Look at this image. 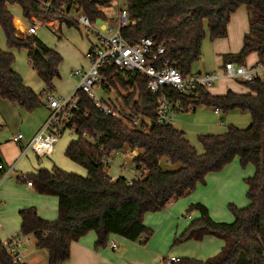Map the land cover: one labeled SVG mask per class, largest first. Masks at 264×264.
<instances>
[{
  "label": "trees",
  "instance_id": "trees-1",
  "mask_svg": "<svg viewBox=\"0 0 264 264\" xmlns=\"http://www.w3.org/2000/svg\"><path fill=\"white\" fill-rule=\"evenodd\" d=\"M46 3L50 8H46ZM109 3L110 0H0V28L10 49L27 50L31 66L50 91L60 77L62 56L35 35H18L12 6L20 5L24 17L32 22L57 19L78 27L74 18L60 11L62 5L68 12L86 14L94 23L106 18L101 8ZM243 5L248 11L249 31L244 35L241 51L226 55L225 61L244 64L248 55L256 52L259 63L264 65V0H126L130 17L137 22L123 28L122 34L129 44L144 37L164 44L166 53L161 60L172 61L188 76L202 57L205 39L227 37L231 17ZM15 59L12 51L0 47V97L32 110L42 103L41 94L25 84L13 67ZM155 64L161 66L159 62ZM100 75L104 79L102 86L125 92L123 104L131 108V116L105 114L78 90V107L70 110L69 121L76 135L65 154L83 166L87 175L67 172L57 165L27 175L38 193L58 197L59 215L48 220L34 206L23 208L19 211V235L35 238L36 247L47 251V264H63L70 259L72 243L91 231L97 235L96 249L106 248L114 235L130 241L145 238L146 243L153 235L144 223L146 213L161 211L172 201L185 197L198 184H204L209 173L222 171L239 158L241 167L252 164L255 168L253 176L245 178L247 206L230 203L235 219L220 222L213 219L205 204L193 203L186 215L198 212L199 216L175 238V244H180L213 235L223 240L221 251L207 259L184 257L172 264H264V80H239L249 89L244 93L229 90L224 95H213L200 85L189 94L174 93L185 104H193V110L205 105L225 114L234 110L248 112L252 117L248 127L228 125L224 133L200 135L199 151L184 131L173 124L156 122L157 99L148 89L146 74L138 72L125 80L114 62L108 61ZM142 114L144 121L139 130L136 120ZM126 148L131 153L137 151L132 161L139 177L132 184L124 175L113 179L110 166L103 162L108 154ZM164 158L181 166L167 170L162 165ZM0 264L25 263L15 261L0 239Z\"/></svg>",
  "mask_w": 264,
  "mask_h": 264
},
{
  "label": "rangeland",
  "instance_id": "rangeland-1",
  "mask_svg": "<svg viewBox=\"0 0 264 264\" xmlns=\"http://www.w3.org/2000/svg\"><path fill=\"white\" fill-rule=\"evenodd\" d=\"M121 4L124 5L125 0H121ZM109 6H111L110 3L108 6H103V7H109ZM12 12L16 18L22 20L25 29L28 31V29L32 26V21L24 17L21 6L17 4L13 5ZM72 13L75 18H78L80 16V13H74V12ZM95 24L99 29H103L101 26H103L102 24H104V22L101 19L96 20ZM234 24H236V22ZM61 32H62L61 33L62 38L58 39V37L55 35L54 29L49 25L45 24L39 26L36 34L45 43H47L49 46L53 47L57 51H59L58 49L59 47L62 51L59 52L63 56V61L60 66L61 78L58 79L56 83H54L56 84V88L54 90L49 91L46 89V91H44V93L41 94V99L43 104L46 103L47 93L49 94L54 93L59 98H61V96L69 97L75 92L76 88L78 87L79 78L72 76L71 72L72 70H76L79 67L77 66L78 55H77L76 47L80 48L81 50L82 49L84 50V47L80 46L79 44L81 38L86 39L87 40L86 42H89L90 46L92 42L94 44L98 43L95 37L96 36L95 33L94 34L90 33V35H87L89 32H87V30L82 25H79L78 27L76 26L68 27L66 24H63ZM232 37L234 42H236L238 36L234 32H232ZM218 39H222V38H218ZM215 40H211L209 36L205 39L202 47V57L206 52V44H212L213 41ZM0 46L5 50H10L14 53L16 58L15 59L16 67L19 66L21 72L24 73L23 76L25 77V80L30 84V86L33 87L36 91L41 92L44 89V83L42 79L39 77L38 73L31 66L30 61L28 59L27 50L25 48L10 49L7 44L5 33L1 28H0ZM222 49H223L222 44H218V50L220 52L217 53L218 60L217 59L216 60L218 66L219 64L221 65L220 68L218 67L219 71L223 70L222 66L225 63L224 59L225 56L228 55L226 54L224 56L223 52H221ZM255 58L256 57H253V60ZM203 59L201 58L199 61L193 64L192 71H196L198 69L203 68L202 65ZM245 62H246V66L249 67L251 65L250 57L249 58L247 57ZM227 84L228 85L233 84L234 87L227 86ZM224 87L226 89V93L228 89H232V88L238 90H243V89L246 91L248 90V87L244 83L232 78H224L219 82H217L216 84H214L213 86L207 88V90L213 95H220V94H215L213 92L217 91L218 88L222 89ZM97 92L108 103H109V99L115 100L117 98L119 99L120 104H122V95L125 94V92L123 91H121L122 93L121 95H119L118 92H105L102 86L97 87ZM2 100L3 99L0 98V141H6L8 139H11L14 134L20 131V129L23 131H25L27 128L31 129L32 128L31 126L30 127L27 126L28 124L30 125L35 124L36 114L34 113L35 115L33 116L27 115L29 114L28 113L29 111H27L26 109L20 108L15 103L8 102L6 100L2 101ZM196 108L198 110H208V111H213V108L215 109V107H208L205 105H199ZM36 110H40L42 114L46 112L45 108L43 107H40ZM47 111H49L47 114L49 117L50 110ZM196 113L193 112L192 110L187 112H181L177 116L174 126H178L181 122H183L187 126H189L191 130L195 131V136L193 137L192 143L196 145V147L199 150H202V145L198 137L199 135H201L203 129L197 127L196 125L197 120L194 117ZM230 113H243V112H241L240 110H234L231 111ZM210 116L212 118V115ZM223 118L225 119V123L224 126H222V128L224 127V129H227V126L229 125L228 122H226L227 114L223 113ZM146 121L148 124H150L149 120ZM214 128L215 131H217L216 133L218 134L224 133L223 131H225L222 130L221 128L219 129H217L216 127ZM74 138L75 135L71 134L69 131L65 132L63 136H61V139L57 144V149L55 154L52 157L43 158L44 159L43 161L47 162V165H49L50 167L49 169H51L54 164L64 169L62 166H60V164H62L63 166L76 169L80 172H83V174H86V169L83 166L72 161L65 154L68 144ZM124 154L129 155V153L120 152L119 154H113L111 156L112 161L110 163V169H109V173L111 174V176L114 175L115 176L118 175L117 177H119L120 175H125L126 177L135 176V166L132 161L133 157L124 156ZM30 159L33 160V157H30ZM31 160L27 159L23 163H21L20 166H18L19 169L18 173L20 175H22V173L26 175L27 173H32L33 171H35L34 169H36L39 163L36 164L35 161H31ZM35 160L37 161L38 158H36ZM122 165H124V168ZM162 165L167 170H175L181 166L180 164H175V165L170 164L167 161V158H164L162 160ZM42 167L45 168L44 166ZM68 171L71 172L72 170H68ZM2 180L5 181L2 182ZM29 194H30L29 188L27 187L26 180L22 181L16 176V174L13 175L12 177L8 176L6 178H4V174H0V238L2 240H5L7 237H9L8 233H10V235H16L20 232L19 209L23 207L20 205H23L24 201L27 199ZM245 196H246L245 199L247 201L248 200L247 192L245 193ZM247 203L248 201L246 202V205ZM229 204L230 202H226L225 204H223L222 207L209 208L211 216L216 221L232 222L235 219V216L233 212L230 210ZM189 206H186V208L181 214H176L178 211L177 212L175 211L173 213L175 215V218L165 221L163 224H162L163 221L162 220L161 222H159V224L155 226L154 225L150 226L153 229V235L148 239L146 243L144 242L143 238L138 241L128 240L127 242L129 245L128 247H125L120 237L112 236L111 239L114 238L119 243L120 246L118 249L113 250L108 245L105 248V250H109V252L112 253H118L117 255H113L114 256L113 258L114 261L120 264L123 262L127 264H166L165 258L172 256L179 258L190 257L196 259H207L211 256H214L215 254H211L210 256H208V254L211 253L210 252L211 246L208 243L209 239H206L204 241L190 240L184 243L175 244L176 235L181 234L186 229L187 225H189L194 218H197L199 216L198 212L197 213L193 212V214L192 213L189 214L191 215V218L188 217L186 214ZM166 208L162 209V211H165ZM162 211L149 212L148 214H150L151 216H157L158 214H161L160 212ZM30 238L32 241L24 239L25 244L27 242L26 244L27 248H31L32 246L31 243L36 242L33 236H31ZM124 240L127 239L124 238ZM214 240L218 241V239H214ZM39 258H41L40 260V262H42L41 264H44V261H42L43 258L41 256Z\"/></svg>",
  "mask_w": 264,
  "mask_h": 264
},
{
  "label": "crops",
  "instance_id": "crops-1",
  "mask_svg": "<svg viewBox=\"0 0 264 264\" xmlns=\"http://www.w3.org/2000/svg\"><path fill=\"white\" fill-rule=\"evenodd\" d=\"M112 1L113 0H110L111 6H109L107 8L106 7L101 8V10L106 14V18H103V19L99 18L104 22V24H102L103 26H101L103 29L106 28L107 26H114L116 24V17H115L116 15L115 14L118 10V5H114V3ZM118 1L120 2V6H123L121 4V0H118ZM124 5H126V0H125ZM235 22H236V24H234ZM14 23H15V26L17 28L18 35H21L24 37H26L27 35L29 36V34H28L27 30L25 29L21 19L16 18L14 16ZM63 24H66V23H61L59 20H53L52 21V25L57 27V31L56 30H54V31H55V35L58 37V39L62 38V34H61L62 32L61 31H62ZM94 26H96L95 22H94ZM68 27H70V26H68ZM37 31H38V29L36 30V33L34 34L35 36H37L36 35ZM248 31H249L248 11H247L246 6L243 5L231 17V21L228 25V36L225 38H222V39H216L215 41H213L212 44H206V52L203 55L204 59H203V57H201L203 59V62L201 60L203 68L198 69L196 71H193V73L217 72L219 74H222L223 70H221L222 72L218 70V67L220 68L221 65L219 64V66H218V63H217V60H218L217 59V57H218L217 53L220 52L218 50V44H222L223 49L221 52H223L224 56L226 54L238 53L242 49L244 35ZM87 32H89L87 35H90V33L94 34L93 31L90 32L87 30ZM232 32H234L238 36V39L236 40V42H234V40H233ZM95 37L97 39V36H95ZM39 39H41V38H39ZM86 41H87L86 39L81 38V41L79 42L80 46L84 47V50L83 49L81 50L80 48L76 47L77 48V55H78V60H77V66H79L78 68H87L88 67L89 64L87 61V53L95 45L92 42L91 46H90L89 42H86ZM97 41H98V39H97ZM42 42H44V41L42 40ZM45 44L47 46H49L47 43H45ZM49 47H51V46H49ZM51 48H53V47H51ZM58 49H59V51H61V49L59 47H58ZM59 51H57V52H59ZM59 54L61 55L60 52H59ZM249 57H250V62H251V65L249 67H253V66L260 64L259 63V56L256 52H253L252 54H250L248 56V58ZM253 57H256V58L253 60ZM62 61H63V56H62ZM228 62H235V61H228ZM225 63H226V61H225ZM235 63L239 64L237 62H235ZM244 65L246 66V62ZM223 66H222V69H223ZM13 67L23 77L25 84L28 85L29 87H31L30 84L25 80V77L23 76L24 73L21 72V70L19 69V66L16 67V65L14 63ZM73 71L74 70H72V72ZM72 72H71V75H72ZM74 77H76V76H74ZM60 78H61V72H60V77L57 78L56 81ZM224 78H226V77H222L220 80H222ZM56 81L54 83H56ZM227 86L234 87L233 84H229V85L227 84ZM227 86H225V87H227ZM102 87L104 88L105 92H118L119 95L122 94L117 89H115L114 87H110V88L105 87V86H102ZM225 87L222 89L218 88V90L213 92V93L224 95L226 93ZM31 88L38 94H43L44 91H46L45 83H44V89L41 92L36 91L33 87H31ZM55 88H56V84L54 85V89ZM111 89H113V90H111ZM229 90H232V91L238 92V93H244V92L249 91V89L246 91L244 89L238 90V89H233V88L228 89V91ZM48 94L49 93H47V96H48ZM50 94L56 96L54 93H50ZM124 95H122V104H123V96ZM61 97H63V96H61ZM1 99H3V98H1ZM4 100L5 99H3L2 101H4ZM6 101H8V100H6ZM8 102H10V101H8ZM109 104H111L112 106H115V107H120V108L122 107L123 109H125V107L127 108V106H125L124 104L122 106V104H120L119 99H117V98L115 100L109 99ZM40 107L45 108L46 112L42 114L40 112V110H36ZM47 110H50L49 114H51L52 110L48 106V100H46V103L43 104V102H42L38 107H36L32 110H27V111H29L28 112L29 114H27V115L33 116L36 114L35 115V124H33V125L28 124V126H27V127L31 126L32 128L31 129L27 128L25 131L20 129V131H18L16 134H14L11 139H8L6 141H0V162H3L6 166V168L15 167V170L13 172H10L9 177H12L13 175L16 174V176L19 179L24 181L22 178L24 176V173H22V175H20L18 173V171H19L18 166H20L21 163H23L27 159L31 160L30 157H33V160H31V161H35L36 164H38V163L39 164L37 165L36 169H34L35 171H33L32 173H27L26 176L29 174L36 173L39 169L43 168L42 166L45 167L44 169L50 168L49 165H47V162L43 161L44 160L43 158H39L32 153H27L26 155L23 156L21 153V150H22V146L24 145V143L18 142L15 139L17 134L22 133L25 137V139H24L25 142H28L47 122V120L49 118L47 115L49 111H47ZM193 112H195V113L197 112L194 116L195 119L197 120V123H196L197 127L203 129V131L201 132V135H203V134H218V133H216L217 131H215L214 127H216L217 129L221 128L222 130H225V131L227 130V129H224V127L222 128V126H224V123H225V119L223 118V113H220V114L216 113L214 108H213V111L198 110L196 108L195 110H193ZM210 115H212V118ZM217 118H218V121H217ZM226 122H228L229 125H234V126H237L240 128H245L251 124L252 117H251L250 113H248V112L228 113ZM175 127L184 131L187 138L190 140V142L191 143L193 142V137L195 136V131L191 130L189 128V126H187L183 122H181L178 126H175ZM225 131H223V132H225ZM194 146L196 147V145H194ZM56 149H57V145H56L54 153L51 156H46V157H48V158L52 157L55 154ZM199 151H201V150H199ZM122 152L129 153V155L124 154V156H130V157L135 156L137 153V151H134L133 153H131V152H129V149L122 150ZM36 158H38L37 161L35 160ZM54 165H56V164H54ZM60 166H62L64 168L63 170H65L67 172H70L68 170H72L71 171L72 173H76V174H79L81 176L87 175V170H86V174H83V172H80V171L73 169V168H70V167L63 166L62 164H60ZM122 166L124 168V165H122ZM254 171H255V168L251 164L248 165L246 168L241 167L240 162H239V158H236L231 164L226 166L222 171L209 173L206 176V182L204 184H198L196 189L192 193H190L189 195L172 201L168 205V207L166 208L165 211L161 210L162 211V212H160L161 214H158L157 216H151L150 214L146 213V215L144 216V223L146 224V226H148L150 229H152L150 226H153V225L155 226V225L159 224V222H161L162 220H163L162 221V224H163L165 221H168V220H171L172 218H175V215L173 214L175 211L176 212L178 211L176 214H181L184 211V209L186 208V206H189V205L196 203V202H201V203L203 202V204H206L207 207L209 206L208 208L222 207L223 204H225L226 202H230L233 204L236 203L237 205L236 204L235 205L237 207H240V206L245 207L246 202L248 201V200L246 201V199H245V197H246L245 193L247 192V184L245 183V178L253 176ZM123 172H124V170H123ZM0 174H4V171L1 170ZM117 176L118 175H116V176L114 175L111 177L113 179H116V178H118ZM138 177H139V174L137 172H135V176H127V178L131 179V180L137 179ZM3 181H5V180H2V182ZM27 187L29 188L30 194L27 197V199L24 201L23 205H20V206H23V207H21V209L26 208V207H30V206H34V207H36V209H37V211L41 217L48 219V220H55L57 215H59L58 197L52 196V195L40 194L35 190V188L33 186L30 187L28 184H27ZM248 203H249V201H248ZM21 209H19V211ZM209 211H210V209H209ZM194 213H197V212H194ZM188 217L191 218V215H188ZM21 222L22 221L20 218V228H21ZM187 227H188V225H187ZM19 234H20V232L16 235H10V233H8L9 237H7L6 239L11 238V237H15L20 241L19 249L24 256V258L22 259V262L25 264H39V262L41 260V258H39V257L41 256L43 258L42 261H44V264H47L48 263L47 251L44 249H38L36 247V242L31 243L32 244L31 248H27L26 247L27 242L25 244L24 239L32 241L30 238L32 235L24 236V235H19ZM179 235H176V237ZM114 236H116V235H114ZM116 237H120L124 246L128 247V245H129L127 242L128 239L124 240V238L121 236H116ZM96 239H97L96 233L91 231L88 234H86L85 236H83L79 241L73 242L72 246H71V257H70V259L65 261L63 264H120V263H117L116 261H114V258H113L114 257L113 255H117L118 253L109 252V250H105V248H100V249L95 248ZM116 239H118V238H116ZM206 239H209L208 243L211 246V249H210L211 253H209L208 256H210L211 254L216 255L217 253H219L221 251V249L224 245V242L222 239H220L216 236H213V235L206 236L203 239V241ZM214 239H218V241L214 240ZM111 240H113L117 244L116 248H112V249L113 250L118 249L120 246L119 243L114 238ZM144 242H145V238H144ZM41 263L42 262H40V264ZM121 264H127V263L123 262Z\"/></svg>",
  "mask_w": 264,
  "mask_h": 264
},
{
  "label": "built area",
  "instance_id": "built-area-1",
  "mask_svg": "<svg viewBox=\"0 0 264 264\" xmlns=\"http://www.w3.org/2000/svg\"><path fill=\"white\" fill-rule=\"evenodd\" d=\"M114 5H118L116 12V24L107 26L104 29H99L94 26L90 18L81 13L78 18L73 16V13L65 10V6H61V12L69 17L74 18L79 25H82L86 30L93 31L98 39L87 53V68H78L72 72L73 76L79 78L78 87L75 92L69 97H56L48 94V106L51 108V114L44 126L28 141L25 142V137L22 133L17 134L16 141L24 143L21 153L26 155L32 153L39 158L51 156L60 141L63 133L69 131L76 135L75 127L69 124L70 110L78 107L79 96L78 90L87 94L95 106L105 114L122 118L131 116V108L115 107L106 102L97 92V87L102 86L104 79L100 75V69L108 62L113 61L118 67V72L121 73L125 80H128L131 75L138 72L146 74L149 78L148 89L150 93L157 99V118L159 124H174L177 116L181 112L193 111V104H185L182 97L175 96L174 93L189 94L197 86L209 88L216 84L222 77L232 78L245 82H252L257 78L264 80V65L258 64L253 67H247L244 64H236L235 62H226L223 66V73L207 72V73H192L184 76L180 69L166 59L161 60L166 53L164 44H158L151 37L141 38L134 44H129L123 37L122 30L132 24H136L137 20L130 17L126 5L120 6L118 0L112 1ZM46 8H50V4L46 3ZM105 8V7H104ZM107 8V7H106ZM64 10V11H62ZM52 20L36 19L32 22V26L28 29L29 36L36 33L40 25H49L57 31V27L52 25ZM151 59V63L149 60ZM155 62H159L161 66H157ZM154 63V64H153ZM113 90V89H111ZM216 113L220 114L221 110L215 108ZM136 122H138L136 120ZM83 137L91 139L88 134ZM122 150H115L104 158L103 162L110 166L113 154H119ZM4 171V178L8 177L10 172L15 170V167L6 168L3 162H0V171ZM136 172V170H135ZM26 179L27 184L32 187L31 180ZM132 184L131 179H128ZM4 246L13 255L15 261H21L24 258L19 249L20 241L11 237L1 240ZM111 248H116L117 244L111 240L108 244ZM179 257L165 258L166 264L180 261Z\"/></svg>",
  "mask_w": 264,
  "mask_h": 264
},
{
  "label": "water",
  "instance_id": "water-1",
  "mask_svg": "<svg viewBox=\"0 0 264 264\" xmlns=\"http://www.w3.org/2000/svg\"><path fill=\"white\" fill-rule=\"evenodd\" d=\"M143 121H144V115L142 114L140 117V120L137 123V127L139 130H141V128H142Z\"/></svg>",
  "mask_w": 264,
  "mask_h": 264
}]
</instances>
